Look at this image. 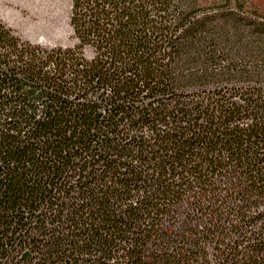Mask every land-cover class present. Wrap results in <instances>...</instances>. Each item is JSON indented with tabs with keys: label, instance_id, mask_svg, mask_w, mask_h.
Segmentation results:
<instances>
[{
	"label": "trees",
	"instance_id": "1",
	"mask_svg": "<svg viewBox=\"0 0 264 264\" xmlns=\"http://www.w3.org/2000/svg\"><path fill=\"white\" fill-rule=\"evenodd\" d=\"M70 24L49 48L0 20V264H264V2Z\"/></svg>",
	"mask_w": 264,
	"mask_h": 264
},
{
	"label": "rangeland",
	"instance_id": "2",
	"mask_svg": "<svg viewBox=\"0 0 264 264\" xmlns=\"http://www.w3.org/2000/svg\"><path fill=\"white\" fill-rule=\"evenodd\" d=\"M71 9L72 0H0V20L34 44L74 47L78 39L70 24ZM85 54L92 58L93 49L87 46Z\"/></svg>",
	"mask_w": 264,
	"mask_h": 264
}]
</instances>
